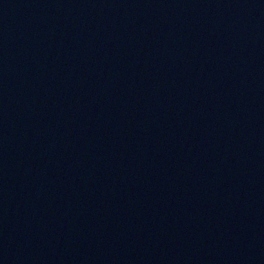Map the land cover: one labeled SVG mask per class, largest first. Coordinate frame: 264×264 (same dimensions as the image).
Wrapping results in <instances>:
<instances>
[{"label":"water","instance_id":"water-1","mask_svg":"<svg viewBox=\"0 0 264 264\" xmlns=\"http://www.w3.org/2000/svg\"><path fill=\"white\" fill-rule=\"evenodd\" d=\"M0 264H264V0H0Z\"/></svg>","mask_w":264,"mask_h":264}]
</instances>
